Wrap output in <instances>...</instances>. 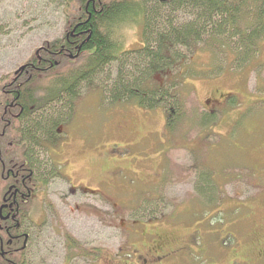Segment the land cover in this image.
Listing matches in <instances>:
<instances>
[{
  "label": "rangeland",
  "instance_id": "obj_1",
  "mask_svg": "<svg viewBox=\"0 0 264 264\" xmlns=\"http://www.w3.org/2000/svg\"><path fill=\"white\" fill-rule=\"evenodd\" d=\"M70 2L69 7L66 0H0L1 100L2 90H8L1 84L34 55L47 57L42 51L62 38L78 6ZM191 9L161 7L163 28L195 21L201 9ZM126 23L120 29L122 45L135 49L141 17ZM241 23L238 30L249 32ZM255 24L253 20L256 29ZM206 26L204 42L196 43L194 51L176 46L184 64L194 69L182 79L185 85L176 88H182L186 115L199 118L175 129H167L161 107L109 102L95 82L80 84L64 107L63 99L48 101L50 83L43 77L31 83L38 105L45 107L37 114H55L54 128L60 124L63 129L52 133V138L63 139L47 144L44 159L63 149L69 154L70 174L87 187L79 210L71 201L62 208L56 203L54 194L68 193L64 182L56 179L49 185L61 223L48 217V229L71 235L85 249H99V264L120 263L128 256L134 260L135 244L153 240L154 246L158 239L173 251L159 264H264V36L257 38L254 52L245 53L239 36L229 39L222 33L224 49L211 43ZM241 52L250 61L241 60ZM60 57L59 64L68 62ZM203 114L211 116L204 121ZM59 161L53 169L62 166ZM53 237L60 250L62 240ZM62 252L54 264L62 261ZM42 260L52 264L51 257L38 258L36 264ZM91 263L86 257L82 264Z\"/></svg>",
  "mask_w": 264,
  "mask_h": 264
},
{
  "label": "trees",
  "instance_id": "obj_2",
  "mask_svg": "<svg viewBox=\"0 0 264 264\" xmlns=\"http://www.w3.org/2000/svg\"><path fill=\"white\" fill-rule=\"evenodd\" d=\"M70 1L66 0L69 7ZM101 1L102 10L92 14L86 23V28L90 31L89 37L75 60L61 61L58 64L60 67L53 66L41 72L33 71L32 77L27 81L32 82L41 76L44 82L50 83L46 92L48 101L60 102L63 99L60 103L64 107L71 100L70 96L75 95L80 84L85 82V84L93 85L95 82L109 102L135 103L147 109L161 107L165 112L167 129H175L186 121L191 122L192 119L199 118L186 115L180 97L182 88H176L179 84L185 85L182 79L194 72L190 64H184L183 57L176 46H183L187 50L194 51V48H197L196 43L204 42L202 35L207 29V24L211 28L207 37L211 43L217 42L221 48L225 46L226 39L222 38L219 41L222 33L229 39L239 36L238 43L242 42L244 45L246 43L243 46L245 53L254 52L257 38L264 36V0H169L161 4L151 0L149 4L145 3V7L139 6L135 0ZM75 3L78 5L74 12L77 17L79 11L83 9V2L75 0ZM161 7L169 8L172 12L177 8L201 9V11L199 15L197 14L195 21L190 20L179 26L171 25L169 30H165L161 24L164 20V15H160ZM136 9H139L137 15L143 13L141 21L144 44L135 49H125L122 45L120 29L127 24L126 22L131 18L130 14ZM215 17L218 20H215ZM157 19L161 25L159 29L155 24ZM240 20L245 28L250 29L249 32L238 30ZM253 20H256L254 25L256 29L253 28ZM154 32H156L155 35H153ZM68 40L57 38L49 43L50 45H46L47 48L42 53L58 50L62 43L70 47ZM70 49L76 53V49L71 47ZM243 52H241L243 57L241 60L246 57L250 61ZM182 69L185 72L182 73ZM157 74L161 75L163 80H158L155 77ZM26 93L32 92L27 89ZM27 100L32 103L37 102L35 105L41 102L36 97H28ZM55 109V106L49 107L51 111H57ZM62 109L58 110L57 115H61ZM42 115L37 114L35 118H27L25 132L30 135H39L52 131L57 116L53 113L47 114V117ZM208 115L211 116V114H203L201 120L207 121ZM67 235L73 239L71 235ZM98 250L97 248L86 249V257L95 259ZM117 257L120 260L122 256Z\"/></svg>",
  "mask_w": 264,
  "mask_h": 264
},
{
  "label": "flooded vegetation",
  "instance_id": "obj_3",
  "mask_svg": "<svg viewBox=\"0 0 264 264\" xmlns=\"http://www.w3.org/2000/svg\"><path fill=\"white\" fill-rule=\"evenodd\" d=\"M135 1L143 7L151 0ZM153 1L161 4L169 0ZM80 2H83V9L77 17L68 21L61 35L62 39H69L68 45L76 49V53L62 43L58 50L46 51L47 57L37 55V57L31 58V61L23 64L19 70L14 72L10 80L1 84V86L5 84L4 86H7L8 90L6 92L1 89L4 92V97L0 100V108L3 109V114L0 115V264H36L38 258L45 257L48 259L51 257L52 264H54L53 258H57L61 250H63V256L61 255L62 261L60 260L59 264H82L86 260V249L81 246L82 243L71 239L63 231L59 235V230L51 227L53 235L62 240L59 243L62 248L55 249L58 242L53 240L54 237L47 225L48 217L51 220L54 217L56 219L53 212L55 205L51 193H49V185L54 180L59 179L62 184L64 182L67 185L68 193L66 195L64 193L53 195L61 208L68 207L69 201H71V204L74 203V208L80 210V200L87 191L84 182L77 181L70 174L69 158L65 156L69 154L65 153L63 149H55V153L52 155L47 153L46 158L43 157V153L47 152L48 143L53 146L63 139L61 137L52 138V133L56 135L63 129L58 127L59 124L56 128L53 125V132L39 135H30L25 132L27 118H35L40 109H45V107L41 108L43 106L35 105L34 102L27 100L28 97H34L33 93H29V95L26 92L27 89L29 91L33 85L31 83L35 80L29 83L27 81L35 71L41 72L53 66L60 67L56 58L60 55L61 57L66 56L68 62L75 60L89 37L90 31L86 28L87 21L92 14H97L102 10L101 0H80ZM138 10L132 11L130 14L132 19L143 17V13L137 15ZM142 31L140 45L144 44ZM32 88L34 89L33 86ZM63 145L67 147V144L63 143ZM59 160H62V166L60 165L59 169L57 167L53 169L52 165L57 163L56 161L60 163ZM57 222L61 223L59 220L56 221V224ZM152 242L155 241L152 240ZM152 242L141 247L135 244L134 260L128 256L127 259H122L123 263L113 264H159L162 258L172 254V251L165 250L162 239H158L156 246L151 245ZM99 257L98 252L95 259H90L91 264H99ZM43 263L42 260L40 264Z\"/></svg>",
  "mask_w": 264,
  "mask_h": 264
}]
</instances>
